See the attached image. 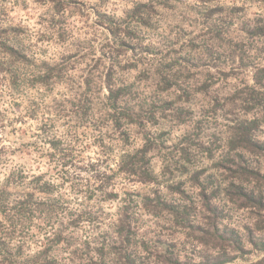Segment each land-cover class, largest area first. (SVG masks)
Listing matches in <instances>:
<instances>
[{
  "label": "rangeland",
  "instance_id": "obj_1",
  "mask_svg": "<svg viewBox=\"0 0 264 264\" xmlns=\"http://www.w3.org/2000/svg\"><path fill=\"white\" fill-rule=\"evenodd\" d=\"M0 26L17 28L33 57L21 74L30 79L48 65L57 76L13 93L0 77V183L13 171L27 182L41 176L54 184L56 204L48 223L0 231V264H162L167 250L181 261L214 256L213 239L207 247L195 239L200 229L212 231L205 216L177 226L147 198L196 201L191 175L174 167L163 175L187 148L189 168L224 188L217 164L235 124L249 123L264 141V0H0ZM108 88L124 92L118 112L134 123L112 127L103 106ZM145 139L154 146L147 157L156 183L119 170L120 156ZM245 158L264 171V157ZM24 187L9 190V201ZM222 199H213L219 229L244 242L225 264H264L256 229L264 214ZM121 219L132 228L123 246L115 238Z\"/></svg>",
  "mask_w": 264,
  "mask_h": 264
},
{
  "label": "trees",
  "instance_id": "obj_2",
  "mask_svg": "<svg viewBox=\"0 0 264 264\" xmlns=\"http://www.w3.org/2000/svg\"><path fill=\"white\" fill-rule=\"evenodd\" d=\"M20 34L17 28L0 26L1 80L7 82L12 93L16 92L17 88L21 85L47 87L49 84H54L57 76L52 74L53 69L48 67V65L37 76L35 74L30 79L26 78L25 74L20 73L19 70L21 68L23 69L33 64L32 55L26 51V48L23 47L19 40ZM262 72H264V68ZM124 97L125 94L122 90L108 88L107 95L104 98L103 106L114 129L128 126L127 120L131 124L134 123L131 116H124L118 112V106L121 105ZM253 129L247 122H241L229 128L230 134L226 140V152L223 153L219 159V164H217V167L223 173L222 176L225 175L222 180L226 183L224 188H221L220 183L214 186L208 176L203 177V171H193L191 167L189 168L192 159L189 153L190 148H187L189 151L187 149L182 150L181 161L176 162L175 165L169 164L164 166L163 175L168 174L172 167L177 168L181 175H191L188 181L192 187L198 189L197 199L195 202L188 204L168 205L161 197H156L153 204H151L152 199L147 198L149 205H152L150 208L165 210L173 217L177 226L189 223L190 217H193L196 213L205 216L206 225L212 231L210 233L209 231L200 229L195 239L204 247H207L208 242L212 239L218 245V247H215L216 253L214 256L201 254L198 256L197 261L190 259L181 261L179 260V256L175 255L174 252L167 250L165 255L162 256L164 263L225 264L232 259L228 254L232 249L236 251L243 249L244 242L240 236L238 237V233L236 234L234 230H229L230 237H226L227 234L229 236L227 229H219L223 216H221V210L213 202V199L215 195L222 194V197H224L222 199L223 204L229 202L237 208H249L257 211L259 214H264V171L259 166H251L245 158V153L251 151L258 156L264 157V141L260 142L254 137ZM51 145L56 147L54 144ZM151 145L152 142L149 139H145L143 146L139 150L134 153L124 152L120 156L119 170L128 176H134L135 181L138 182H158L157 175L153 173L150 166V159L147 157L149 151L154 149V146ZM211 156L212 153L208 157ZM62 166H67V163L61 165L60 168ZM27 179L28 177L24 175V172L19 170L10 172L0 183V231H14L19 225L31 224L34 220L48 223L52 218V214L56 211L55 200L54 198H50L54 184L43 181L41 176H32L28 182L26 181ZM13 185L17 187H24L26 185L24 187L26 191L18 196L16 200L10 202L7 192L14 188ZM177 185V191H180L179 193L182 194L181 189L185 183ZM35 195L46 196V198L44 200H37ZM256 221V229L264 234V221H261V217L259 216ZM115 228L117 243L120 246H123L125 243L129 244V234L132 231L131 224L126 219H121ZM58 237L52 241L58 243ZM258 240L261 249L264 251V238ZM249 241L248 243H252ZM120 248L123 249V247ZM46 251H43L42 254ZM127 258L130 259V256H127Z\"/></svg>",
  "mask_w": 264,
  "mask_h": 264
}]
</instances>
